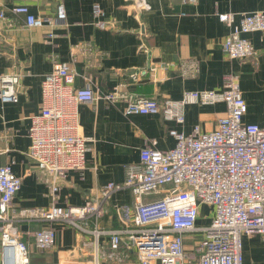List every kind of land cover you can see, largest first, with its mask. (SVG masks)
Returning a JSON list of instances; mask_svg holds the SVG:
<instances>
[{"label":"crops","instance_id":"obj_1","mask_svg":"<svg viewBox=\"0 0 264 264\" xmlns=\"http://www.w3.org/2000/svg\"><path fill=\"white\" fill-rule=\"evenodd\" d=\"M134 0H0V77L19 75L16 103L0 102V166L9 165L21 178V187L11 203L17 214L23 209L81 206L109 182L122 183L129 173H136L140 152L154 143V148L166 151L174 146L170 130L188 135L195 126L208 132L223 116L222 103L185 106L184 123L164 121L160 114H124L127 99L115 102L96 99L77 106V133L86 138L85 168L69 171L58 182L55 195L50 192L35 164L25 152L30 118L41 108L40 84L54 62L67 63L76 76L74 86L88 84L98 96L115 88L132 101L155 99L180 100L191 92H238L247 111L246 124L264 127V32L250 33L245 38L256 56L245 61L230 60L221 51L229 29L218 20L219 14L264 12V0H146L147 12L131 9ZM62 4L65 21L56 22V7ZM97 4L108 22L106 30L94 25L92 8ZM25 6L40 18L53 24L27 28L25 17L14 14L13 7ZM145 36H144V35ZM140 45L144 48L139 49ZM192 59L198 63V73L183 79L176 72L165 71L161 65L178 64ZM155 67L153 77L148 73L139 83L127 75L133 69ZM154 199L148 197L146 200ZM128 191L115 194L108 202L100 220V228H123L114 208L131 205ZM206 206L200 207L198 225H206ZM54 228V246L38 251L32 234L41 228ZM20 237L29 245V264H92L95 254L94 238L79 235L71 228L55 224L20 223ZM243 263L264 264V244L259 236H242ZM99 264H117L105 259L107 238L97 242ZM3 256L0 249V264ZM120 264H137L129 254Z\"/></svg>","mask_w":264,"mask_h":264},{"label":"built area","instance_id":"obj_2","mask_svg":"<svg viewBox=\"0 0 264 264\" xmlns=\"http://www.w3.org/2000/svg\"><path fill=\"white\" fill-rule=\"evenodd\" d=\"M193 3L195 0H184ZM132 11L147 12L146 0H134ZM14 14L25 17L27 28H41L53 24L48 18L32 15L25 6L13 7ZM94 25L106 30L102 9L92 8ZM62 4L56 7V22L65 21ZM219 14L218 20L229 33L221 44V51L230 60L245 61L256 56L247 34L264 32V12ZM5 15L0 11V20ZM144 35V34H143ZM145 36V35H144ZM144 48L140 45L139 49ZM165 71L178 73L183 79L198 73L196 60L187 59L178 64L161 65ZM155 67L133 69L127 75L139 83ZM75 72L67 63L54 62L52 70L40 84L41 108L30 118L29 146L25 155L42 176L46 177L50 192L55 195L58 182L69 171L85 168V152L89 140L77 133V106L96 99L115 102L127 99L124 114H160L164 121L177 125L184 123L185 106L222 103L225 106L212 130L202 131L195 126L191 133L170 130L174 146L166 151L154 148L150 142L140 152L136 173H129L122 183L109 182L81 206L23 209L13 214L11 203L21 187V178L9 165L0 166V249L2 264H29V245L21 240L20 223H51L60 228H71L79 235L94 238L97 260V242L107 238L105 259L120 264L129 254L137 264H242V236H259L264 244V127L246 124L243 116L247 106L238 92H191L180 100L146 99L132 101L118 89L98 96L86 84L75 87ZM19 75L0 77V102L16 103ZM128 191L131 205L115 207L114 214L123 228H100L108 202L119 193ZM148 197L154 199L146 200ZM210 210L203 217L206 225H198L200 207ZM56 230L46 227L33 232V246L47 251L55 244ZM196 238H199L198 241ZM193 240L191 246L185 245ZM188 247V248H187ZM13 255V261L10 257Z\"/></svg>","mask_w":264,"mask_h":264},{"label":"rangeland","instance_id":"obj_3","mask_svg":"<svg viewBox=\"0 0 264 264\" xmlns=\"http://www.w3.org/2000/svg\"><path fill=\"white\" fill-rule=\"evenodd\" d=\"M209 210H210V208H209V207H206V209L204 210V212H205V213H208ZM198 240H199V238H196V240H194V241H198ZM193 243H194V242H193V240H191V239H187V240L185 241V245H187V246H191ZM187 248H188V247H187Z\"/></svg>","mask_w":264,"mask_h":264},{"label":"bare ground","instance_id":"obj_4","mask_svg":"<svg viewBox=\"0 0 264 264\" xmlns=\"http://www.w3.org/2000/svg\"><path fill=\"white\" fill-rule=\"evenodd\" d=\"M10 259H11V262H12L13 261V255H12V257H10ZM14 263L15 264H19L18 257H16V256H15V259H14Z\"/></svg>","mask_w":264,"mask_h":264}]
</instances>
